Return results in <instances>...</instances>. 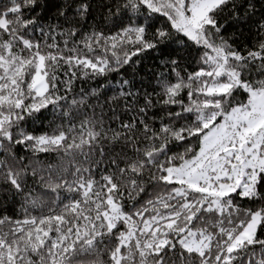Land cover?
<instances>
[{
  "label": "snow or ice",
  "instance_id": "6c2138e0",
  "mask_svg": "<svg viewBox=\"0 0 264 264\" xmlns=\"http://www.w3.org/2000/svg\"><path fill=\"white\" fill-rule=\"evenodd\" d=\"M0 264H264V0H0Z\"/></svg>",
  "mask_w": 264,
  "mask_h": 264
}]
</instances>
